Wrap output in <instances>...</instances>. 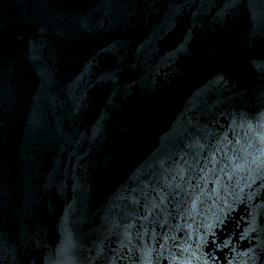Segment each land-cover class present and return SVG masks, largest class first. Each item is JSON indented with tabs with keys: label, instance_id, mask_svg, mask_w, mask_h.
Instances as JSON below:
<instances>
[{
	"label": "water",
	"instance_id": "1",
	"mask_svg": "<svg viewBox=\"0 0 264 264\" xmlns=\"http://www.w3.org/2000/svg\"><path fill=\"white\" fill-rule=\"evenodd\" d=\"M0 264H264V0H0Z\"/></svg>",
	"mask_w": 264,
	"mask_h": 264
}]
</instances>
